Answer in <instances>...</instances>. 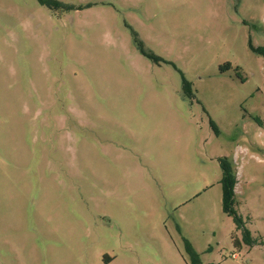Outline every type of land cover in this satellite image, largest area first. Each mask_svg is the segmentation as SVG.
I'll return each instance as SVG.
<instances>
[{
    "label": "rangeland",
    "instance_id": "obj_1",
    "mask_svg": "<svg viewBox=\"0 0 264 264\" xmlns=\"http://www.w3.org/2000/svg\"><path fill=\"white\" fill-rule=\"evenodd\" d=\"M56 1L0 0V264H264V0Z\"/></svg>",
    "mask_w": 264,
    "mask_h": 264
},
{
    "label": "trees",
    "instance_id": "obj_2",
    "mask_svg": "<svg viewBox=\"0 0 264 264\" xmlns=\"http://www.w3.org/2000/svg\"><path fill=\"white\" fill-rule=\"evenodd\" d=\"M43 5H46L50 8L61 7L63 6L60 2L56 0H39ZM253 48V47H252ZM254 49V48H253ZM256 52L264 53V49H254ZM223 176L221 180L223 197V211L234 220L237 231H243V242L247 245H252V238L250 232L245 228L244 221L242 217L238 214L235 205H236V185H237V167L233 159L230 158H221L219 160ZM235 244L240 246L241 241L238 237H234ZM190 251L197 256L191 247Z\"/></svg>",
    "mask_w": 264,
    "mask_h": 264
}]
</instances>
